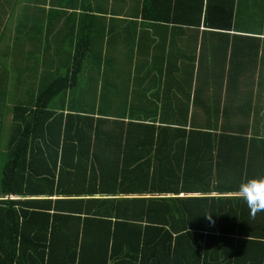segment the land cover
Wrapping results in <instances>:
<instances>
[{
  "label": "crops",
  "instance_id": "0c3cea01",
  "mask_svg": "<svg viewBox=\"0 0 264 264\" xmlns=\"http://www.w3.org/2000/svg\"><path fill=\"white\" fill-rule=\"evenodd\" d=\"M255 1L259 10L243 0L255 18L264 20V0ZM140 3L0 0V171L7 162L16 124L21 129L27 124L28 113L22 110L15 123L16 109L27 108L47 83L67 73L79 51L83 69L77 85L60 94L51 108L56 117L54 132H59V126L61 132L59 143H51L47 155L54 159L57 152V162L66 164L69 175L76 145L75 156H89L91 166L88 174L81 175L86 179L81 185L64 177L62 192L72 197L71 190H90L89 181L95 175L102 178L115 172L123 177L124 160L130 158L137 171L147 162L142 173L147 169L153 178L171 181L180 176L200 184L203 177L205 185H198L199 191L178 198L226 202L229 214L243 212L241 219L236 218L245 224H264V210H250L238 193L241 182L264 177V26L258 33L234 27L227 34L203 27L148 25L141 17ZM176 112L183 114L188 129L213 128L247 136L243 141L214 143L211 175L201 170L210 150L205 140L196 139L186 155L183 151L180 173L170 148L149 139L132 137L135 143L126 139L128 134L135 136L142 124L173 125ZM54 132H50L52 137ZM42 134L38 132L40 138L34 143L38 159ZM111 135H117L116 139ZM172 197L177 198L166 196Z\"/></svg>",
  "mask_w": 264,
  "mask_h": 264
},
{
  "label": "trees",
  "instance_id": "16d2710c",
  "mask_svg": "<svg viewBox=\"0 0 264 264\" xmlns=\"http://www.w3.org/2000/svg\"><path fill=\"white\" fill-rule=\"evenodd\" d=\"M248 3L259 10L255 0ZM140 12L145 23L161 27H203L228 34L234 27L258 33L264 26V20L255 18L243 0H141ZM78 57L79 51L67 73L47 83L27 108L15 111V123L21 110L28 113V119L23 129L16 124L7 162L0 171V264H264V224H245L239 220L243 212L229 214L226 202L178 198L199 191L198 185H205L203 177L200 184L180 176L165 181L150 177L147 169L142 173L147 162L137 171L135 161L125 158L123 177L115 172L102 178L95 175L89 181L92 192L71 190L72 195L75 193L72 197L62 192L64 177L70 176L81 185L86 180L81 175L88 174L91 166L89 156H75L76 145L72 147L69 175L66 164L57 162V152L54 159L47 155L51 143H59L61 132L60 126L59 132H54L52 121L56 117L51 108L60 94L77 85L76 78L83 69ZM173 117L171 126L142 124L135 136L128 134L126 139L133 143L132 137L149 139L170 148L177 161L175 170L180 173L181 154L184 151L186 155L196 139L209 143L201 170L211 175L214 143L223 139L243 141L247 136L213 128L188 129L183 114L176 112ZM38 132L43 133L44 140L38 146L40 159L34 144L40 138ZM111 136L116 139L117 135ZM139 149L146 150L147 146ZM170 195L177 198H166ZM118 196L138 198H102Z\"/></svg>",
  "mask_w": 264,
  "mask_h": 264
},
{
  "label": "clouds",
  "instance_id": "9594fccd",
  "mask_svg": "<svg viewBox=\"0 0 264 264\" xmlns=\"http://www.w3.org/2000/svg\"><path fill=\"white\" fill-rule=\"evenodd\" d=\"M238 193L250 210H264V177L250 178L241 182Z\"/></svg>",
  "mask_w": 264,
  "mask_h": 264
}]
</instances>
